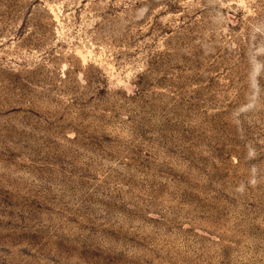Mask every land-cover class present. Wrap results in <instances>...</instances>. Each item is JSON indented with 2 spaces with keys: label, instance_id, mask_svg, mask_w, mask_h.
Segmentation results:
<instances>
[{
  "label": "rangeland",
  "instance_id": "rangeland-1",
  "mask_svg": "<svg viewBox=\"0 0 264 264\" xmlns=\"http://www.w3.org/2000/svg\"><path fill=\"white\" fill-rule=\"evenodd\" d=\"M0 264H264V0H0Z\"/></svg>",
  "mask_w": 264,
  "mask_h": 264
}]
</instances>
